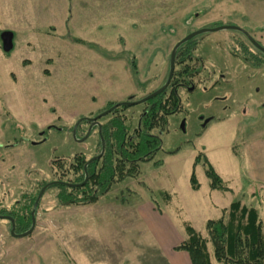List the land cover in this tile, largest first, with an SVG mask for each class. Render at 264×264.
<instances>
[{
	"label": "rangeland",
	"instance_id": "1",
	"mask_svg": "<svg viewBox=\"0 0 264 264\" xmlns=\"http://www.w3.org/2000/svg\"><path fill=\"white\" fill-rule=\"evenodd\" d=\"M65 2L0 0V34L13 35L8 52L0 40V210L24 213L49 185L29 235L11 237L0 219V264H166L186 226L208 239L206 222L226 221L234 201L257 211L264 237V58L258 69L245 63L236 48L250 46L234 31L194 38L197 74L176 88L178 111L135 177L114 181L84 205H61V190L50 186L80 184L77 160L99 155L96 130L79 142L87 124L74 139L76 122L158 89L173 47L189 32L236 24L264 47V0H69L59 18L52 10ZM69 20L81 43L66 39ZM143 109L117 115L132 130ZM205 158L229 192L209 189Z\"/></svg>",
	"mask_w": 264,
	"mask_h": 264
},
{
	"label": "trees",
	"instance_id": "2",
	"mask_svg": "<svg viewBox=\"0 0 264 264\" xmlns=\"http://www.w3.org/2000/svg\"><path fill=\"white\" fill-rule=\"evenodd\" d=\"M66 39L81 43L69 32L66 33ZM193 43V39L186 41L176 49L174 66L180 65V68H174L171 82L164 92L142 103L144 109L139 116V123L132 130L125 124V118L117 115L129 107L124 104L119 105L118 109L112 110L109 113V115L112 114V117L104 124H100V134L97 132L96 136L98 146H100V138L104 141V153L90 162L84 158L77 160L73 171L75 174L80 173L76 181L80 184L64 182L50 184V186L61 190L57 196L61 205L95 203L100 196L108 191L114 181H120L122 177L126 176L135 177L138 173V164L150 161L160 150L159 135L166 126L167 118L178 111L179 98L176 88L181 83L189 84L192 77L197 74V70L191 64ZM233 55L236 56L235 53ZM242 60L248 61L247 58H242ZM130 70L133 75L136 74V63L133 56L130 60ZM131 100L132 98L127 101ZM116 104H108L106 109L112 108ZM87 120V118L79 119L76 132L80 131V125L87 124ZM94 129L96 128L94 127ZM203 165L209 189L223 193L229 192V188L206 158ZM85 178L86 182H84ZM189 182L193 191L199 189L194 173L191 174ZM32 206L27 204L25 208L23 207L24 213L13 214L0 210V214H7L14 218L16 229L23 231L30 224ZM205 230L208 239L201 237L191 227L186 226V239L175 246L173 251L185 252L191 264H210L211 256L218 264H264L262 222L255 209L242 206L239 201L231 202L227 209V220L224 221L223 217L217 220H208ZM208 244L213 249L211 256Z\"/></svg>",
	"mask_w": 264,
	"mask_h": 264
},
{
	"label": "flooded vegetation",
	"instance_id": "3",
	"mask_svg": "<svg viewBox=\"0 0 264 264\" xmlns=\"http://www.w3.org/2000/svg\"><path fill=\"white\" fill-rule=\"evenodd\" d=\"M211 26H213V27H207V28H202V29H206V30H211V29H215V31H221V30H229V31H234V32H236L237 33V35L238 36H240V37H242V38H244L245 39V41L248 43V45L250 46V48H248L247 46H245V45H243V44H241V43H239L238 44V48H236V51H237V53H238V55L241 57V58H247L248 59V61H245V63H248L249 64V66L250 67H252V68H255V69H258V68H260L261 67V59H262V57L264 58V54L258 49V47H256L255 45H254V42L256 43V44H258L259 46H261L262 48H264L263 47V45L259 42V41H256V40H254L250 35H249V33L244 29V28H242V27H240L239 25H236V24H221V23H215V25H211ZM220 28V29H219ZM202 29H199V30H202ZM218 29V30H217ZM196 31H198V30H195V31H191V32H189L186 36H188L189 34H191V33H193V32H196ZM212 32V31H211ZM202 34H204V33H202ZM202 34H200V35H202ZM185 36V37H186ZM197 36H199V35H197ZM197 36H195V37H197ZM185 37H183L182 39H184ZM195 37H193L192 39L194 40V38ZM181 39V40H182ZM192 39H190V40H192ZM180 40V41H181ZM190 40H188V41H190ZM179 42V41H178ZM177 42V43H178ZM176 43V44H177ZM175 44V45H176ZM174 48V47H173ZM257 55H259V56H256L255 54ZM234 54V53H233ZM168 69H169V66H168ZM167 76H168V74H167ZM172 79V78H171ZM166 80H167V77H166ZM166 80H165V82H166ZM164 82V83H165ZM171 82V81H170ZM164 83H163V85H164ZM170 84V83H169ZM191 83H189V84H187V85H184V84H179L178 86H177V88L179 87V86H188L189 87V85H190ZM163 85H161L159 88H161ZM169 86V85H168ZM168 86H167V88H168ZM158 88V89H159ZM166 88V89H167ZM158 89H156V90H158ZM165 89V90H166ZM156 90H154V91H156ZM153 91V92H154ZM153 92H151V93H153ZM164 92V91H163ZM151 93H149V94H151ZM148 94V95H149ZM147 96V95H146ZM145 96V97H146ZM144 97V98H145ZM131 98V97H130ZM143 99V98H142ZM216 100H225L224 98H215ZM128 100V99H127ZM126 100V102H121V103H118V104H116L115 106H117V107H115V106H113V107H115V108H109V109H111V111L112 110H114V109H118L119 108V105H121L122 103H134V102H131V101H127ZM141 100V99H140ZM140 100H138V101H140ZM137 102V101H136ZM140 104H142V103H140ZM135 105H139V104H133V105H127V106H129V107H133V106H135ZM109 109H106V110H104L103 112H101V113H104V112H106V111H108ZM110 111V112H111ZM110 112H108V113H106V115L107 114H109ZM99 114H97V115H94V116H92V117H90V118H87L88 120H87V129H86V131H85V135H86V133H87V131H88V129L90 128V132H89V134H88V136H87V138H86V140L88 139V138H90V136L93 134V132L96 130V133L98 132V127H97V125L95 124L96 122H97V124H99L100 125V123L98 122L101 118H103V117H105L106 115H104V116H102V117H100V118H98V119H96V122H94L93 123V121H91L93 118H95V117H97ZM209 121H210V119H209ZM139 123V118H138V121H137V124ZM96 128V129H94L93 130V128ZM99 134V133H98ZM97 137V136H96ZM100 140H101V138H100ZM103 141V140H102ZM103 145H104V148H105V144H104V141H103ZM99 148H100V154H101V150H102V148H101V142H100V146H99ZM103 153H104V150H103ZM102 153V154H103ZM100 154L98 155V156H100ZM98 156H95V157H90L89 158V160H91V159H93V158H96V157H98ZM88 160V161H89ZM36 198H37V196H36ZM36 198L34 199V201L36 200ZM33 204H34V202H33ZM32 208H33V206H32ZM32 211V210H31ZM31 211H30V213H31ZM5 217H9V218H12L11 216H9V215H7V214H0V219H2V220H6V219H4ZM12 220H13V225H14V230H13V235L11 234V223L8 221V220H6V221H8V223H9V235L11 236V237H13V238H17V237H20L22 234H24L26 231H28L29 230V228H27V229H25V230H23V231H18L17 229H16V222H15V220H14V218H12ZM30 225H31V215H30Z\"/></svg>",
	"mask_w": 264,
	"mask_h": 264
},
{
	"label": "water",
	"instance_id": "4",
	"mask_svg": "<svg viewBox=\"0 0 264 264\" xmlns=\"http://www.w3.org/2000/svg\"><path fill=\"white\" fill-rule=\"evenodd\" d=\"M220 29V28H219ZM218 30V29H217ZM211 31H215V29H211V30H206V29H202V30H198L196 32H193L191 34H189L188 36H186L184 39H182L181 41H179L175 46L174 48L172 49L171 53H170V57H169V69H168V76H167V80L166 82L164 83V85L159 88L158 90L154 91L153 93L147 95L145 98L141 99L140 101H137V102H134V103H122L124 105H133V104H140V103H144L146 102L147 100H150L154 97H156L157 95L161 94L163 91H165V89L167 88V86L169 85L170 81H171V78H172V75H173V71H174V61H175V52H176V49L184 42L192 39L193 37L197 36V35H200L202 33H206V32H211ZM12 38H13V35L11 32L9 31H4L0 34V40H1V47H2V50L4 52H8L11 50L12 48ZM254 45L256 47H258V49L264 54V48H262L261 46H259L258 44H256L254 42ZM118 106V105H117ZM115 106V107H117ZM115 107H112V108H115ZM111 108V109H112ZM111 109H109L108 111L104 112V113H101L99 114L97 117L93 118L91 121L96 122V119L106 115V113L110 112ZM79 124V120L76 122L75 126L73 127L72 129V136L73 138L75 139V136H76V128ZM98 127V133L100 134V125L97 124V122L95 123ZM90 132V128L88 129L86 135L81 139L79 140V142H83L84 140H86L88 134ZM101 154L103 153V150H104V145H103V141L101 139ZM95 159V158H93ZM93 159L89 160L92 161ZM86 178L84 180V182H86ZM49 185H45L38 193L37 195V198L36 200L34 201V204H33V208H32V211L30 213L31 215V225H30V228L28 231H26L24 234H22L20 237H24V236H27L29 235L32 231H33V228H34V224H35V218H34V212H35V209H36V206L38 205L39 203V200L41 199L42 197V194L44 193L45 189L48 187ZM4 219L8 220L10 223H11V234L13 235V230H14V225H13V220L12 218H9V217H5Z\"/></svg>",
	"mask_w": 264,
	"mask_h": 264
},
{
	"label": "crops",
	"instance_id": "5",
	"mask_svg": "<svg viewBox=\"0 0 264 264\" xmlns=\"http://www.w3.org/2000/svg\"><path fill=\"white\" fill-rule=\"evenodd\" d=\"M65 1H69V0H65ZM67 2H65L66 4H65V6L63 7V8H61L62 6L58 3L57 5H55V11L54 10H52L54 13L55 12H60V14H59V18H60V16H61V14H62V11H65L66 12V10H68L67 9V7L66 6H68V4H67ZM149 5V4H148ZM72 9V8H71ZM70 9V10H71ZM37 10H39V8L37 9ZM57 10H60V11H57ZM57 16H56V22H57V24L60 22L61 24H62V19H61V21H59L60 19H59ZM71 24V26H72V20L70 21L69 20V22H68V25H67V28H68V30H69V33H72V32H74L73 30H74V27H69V25ZM76 33H77V31H76ZM78 34V33H77ZM200 187V186H199ZM165 223H167L166 221H165ZM168 226H169V223H168ZM182 243V242H181ZM180 243V244H181ZM179 245V244H178ZM167 259H168V261L169 262H166V264H191L190 263V261H189V257H188V255L185 253V252H174L173 251V255H171V256H168L167 255ZM214 260V259H213ZM212 260V258L210 257V264H214V262H212L213 261ZM215 261V260H214ZM216 262V261H215ZM217 263V262H216ZM218 264V263H217Z\"/></svg>",
	"mask_w": 264,
	"mask_h": 264
}]
</instances>
